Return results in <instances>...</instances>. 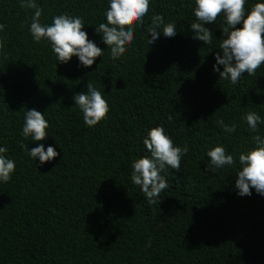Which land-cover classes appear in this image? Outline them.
Listing matches in <instances>:
<instances>
[{"label":"trees","instance_id":"16d2710c","mask_svg":"<svg viewBox=\"0 0 264 264\" xmlns=\"http://www.w3.org/2000/svg\"><path fill=\"white\" fill-rule=\"evenodd\" d=\"M36 2L41 23L60 14L81 17L82 30L105 52L91 68L76 57L59 63L50 45L34 42L28 31L33 10L0 0V146L16 161L12 179L0 183V264H264V196L253 189L241 197L235 189L238 155L255 135L243 117L264 118V64L237 84L220 79L213 65L224 21L206 25L211 43L193 39L194 0H151L134 42L115 60L95 32L106 23L108 0ZM155 14L174 22L177 35L161 34L148 45ZM88 83L109 105L93 128L73 99ZM31 109L46 113L48 138L41 143L59 153L43 166L21 147H36L22 136ZM218 120L236 124V132L224 133ZM161 125L189 151L178 171L165 169L169 187L149 203L131 182V165L150 155L143 139ZM217 145L237 164L205 172L206 153Z\"/></svg>","mask_w":264,"mask_h":264},{"label":"clouds","instance_id":"9594fccd","mask_svg":"<svg viewBox=\"0 0 264 264\" xmlns=\"http://www.w3.org/2000/svg\"><path fill=\"white\" fill-rule=\"evenodd\" d=\"M19 3L21 8L33 10L28 25L33 41L47 42L59 63H68L76 57L79 66L91 68L96 58L103 56L105 51L82 30L85 25L81 17L60 14L52 17L51 24L41 23L43 9L36 0H19ZM150 3L151 0H108L104 13L106 23H100L95 32L111 50L113 60L134 42V27L144 25ZM194 4L196 22L190 25L195 33L193 39L206 45L211 43L213 32L206 25L215 24L218 17L224 21L223 38L219 44L220 51L214 58L213 71L219 74L220 79L231 84H237L245 73L254 76L264 64V0H257L250 8L245 7L248 0H194ZM4 30L5 25L0 24V32ZM146 33L147 44L152 45L161 34L166 38L175 37L176 24L165 22L161 14H155L146 27ZM4 48L5 42L0 39V50ZM86 88V92L75 95L73 99L75 107L82 113L84 125L93 128L104 119L109 105L104 94L91 83ZM45 114L36 109L27 110L22 126V136L25 139L30 137L36 147L31 150L25 144H21V147L41 166L59 156L53 146L45 148V144L41 143L48 138L49 122ZM243 119L255 135L251 137L252 146L238 155L235 189L241 197L251 196L253 189L256 194L264 196V134H261L259 127L264 125V118L256 112H248ZM216 123L226 134H233L237 130L234 123L229 125L223 120ZM143 144L150 155L133 161L130 179L134 185L140 186L149 203H156L160 193L169 187L162 173L166 168L178 171L189 148L187 145H175L162 125L148 130ZM6 152L7 148L0 146V183L9 182L16 168V161L8 158ZM206 155L210 164H207L205 172L237 164L234 154H230L222 145L211 148Z\"/></svg>","mask_w":264,"mask_h":264}]
</instances>
